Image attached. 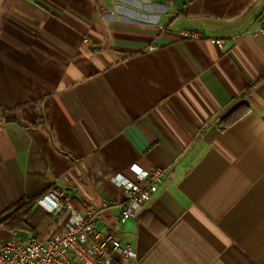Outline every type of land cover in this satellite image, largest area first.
Instances as JSON below:
<instances>
[{
  "label": "crops",
  "instance_id": "0c3cea01",
  "mask_svg": "<svg viewBox=\"0 0 264 264\" xmlns=\"http://www.w3.org/2000/svg\"><path fill=\"white\" fill-rule=\"evenodd\" d=\"M263 18L264 0H0V218L53 186L131 264H264ZM134 164L166 179L121 222L104 203ZM48 215H28L38 237Z\"/></svg>",
  "mask_w": 264,
  "mask_h": 264
},
{
  "label": "built area",
  "instance_id": "2783aa9c",
  "mask_svg": "<svg viewBox=\"0 0 264 264\" xmlns=\"http://www.w3.org/2000/svg\"><path fill=\"white\" fill-rule=\"evenodd\" d=\"M156 25L160 31L168 28L162 23ZM252 32L264 37V18ZM181 34L191 39L202 37L195 30H183ZM213 41L224 49L220 39ZM153 48L149 46L147 49ZM5 114L0 108V116ZM131 168L136 179L122 175L113 177L114 182L124 190L123 200L104 203V207L120 208L121 222L150 201L166 179L165 168L145 170L136 164ZM37 209L52 214L57 219L56 223L41 237L0 239V264H131L136 258V251L130 244L123 243L110 230L96 228L98 209L93 206L84 212L75 209L65 189L48 192L38 200Z\"/></svg>",
  "mask_w": 264,
  "mask_h": 264
},
{
  "label": "trees",
  "instance_id": "16d2710c",
  "mask_svg": "<svg viewBox=\"0 0 264 264\" xmlns=\"http://www.w3.org/2000/svg\"><path fill=\"white\" fill-rule=\"evenodd\" d=\"M247 112V106L243 101L236 100L228 107L224 113L219 117L218 125L221 128H225L234 121L240 119ZM51 190H59L53 186H48L44 191L38 195L21 199L17 201L8 209V214L5 217L0 218V228L12 231V232H33L30 223L28 222V215L35 207L38 200L45 196ZM73 207L78 210L79 202L74 198H69ZM36 237V236H31Z\"/></svg>",
  "mask_w": 264,
  "mask_h": 264
},
{
  "label": "rangeland",
  "instance_id": "374dc122",
  "mask_svg": "<svg viewBox=\"0 0 264 264\" xmlns=\"http://www.w3.org/2000/svg\"><path fill=\"white\" fill-rule=\"evenodd\" d=\"M48 216H49V215H48ZM49 217H50V218H48V223H46V227H49V225H50V227L53 226L52 223L55 224L56 221H57V219L54 218V216H53L52 214H50ZM51 217H52V223H51V221H49V220H51ZM45 221H47V220H45ZM21 234H22V232H19L18 235H17V237H18V236H21ZM31 236H36V237H38L39 235L36 234V233H34V232H32L28 237H31Z\"/></svg>",
  "mask_w": 264,
  "mask_h": 264
}]
</instances>
